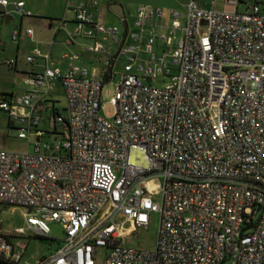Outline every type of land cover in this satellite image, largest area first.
I'll return each instance as SVG.
<instances>
[{
    "label": "built area",
    "instance_id": "2783aa9c",
    "mask_svg": "<svg viewBox=\"0 0 264 264\" xmlns=\"http://www.w3.org/2000/svg\"><path fill=\"white\" fill-rule=\"evenodd\" d=\"M224 1L235 9L188 0L169 24L160 8L136 9L117 50L125 62L111 119L102 89L118 29L96 21V2L76 8L65 43L93 40L85 51L105 54L104 67L46 68L26 77L21 96L0 98L18 139L36 140L32 152L0 149V204L26 209L32 235L49 237V219L65 236L55 254L27 263L25 248L0 234V264H96L100 248L102 264H264V0ZM9 6L0 0L1 12ZM11 6L31 16L23 2ZM55 81L63 116L48 96ZM152 214L155 249L122 245Z\"/></svg>",
    "mask_w": 264,
    "mask_h": 264
},
{
    "label": "rangeland",
    "instance_id": "374dc122",
    "mask_svg": "<svg viewBox=\"0 0 264 264\" xmlns=\"http://www.w3.org/2000/svg\"><path fill=\"white\" fill-rule=\"evenodd\" d=\"M97 2L99 4V10L104 11V17L101 18V23L104 26L118 29V41L121 44L126 28L116 15L110 13L107 9L109 1L101 0H75L76 3L81 2L88 4V2ZM121 2L124 8L125 19L128 25V31L134 30V21L136 16V9L140 6H150L152 8H160L162 10H178L181 14L185 12V5L188 0H112L110 2ZM64 2V1H63ZM60 0H27L26 11H29L32 17H20L19 15L11 12L12 6L10 5L6 10L8 16L12 18L9 24L0 21V30L2 34V43L0 47V97L2 96H21L27 91L28 86L25 84L24 75L21 72H28L31 70L32 65L26 62L27 56H31L29 51L31 43L37 40V37L46 35L50 41L52 34H56L55 42L59 47H63V43L68 38L66 37L67 31L71 34L75 28L73 22L74 12L67 9V6ZM222 0H217L215 8L216 10H223ZM28 6L40 7L42 6L47 12H53L54 17H43L36 9H30ZM211 7V6H210ZM243 7H239V11H242ZM62 20L66 21V27L62 28L60 25ZM21 23V38L20 42H14L11 40V28L13 24L18 27ZM165 23V22H164ZM166 24V23H165ZM51 25V29H49ZM27 29L33 31L32 38H25V32ZM58 31L60 33H58ZM19 45V50L17 46ZM116 49L117 45L113 46ZM11 62L16 65V70L10 69L7 63ZM125 58L120 56L115 65L112 68V77L109 81H104L102 89V104L103 111L102 116L108 119L113 117V107L110 104V100L114 95L115 86L119 82L120 73L123 70ZM68 65L63 67L67 68ZM76 67H86L99 70L98 65H74ZM63 68V69H65ZM16 71L19 73H16ZM20 75V76H19ZM167 82L166 80L159 79L156 86H163ZM49 97L56 103V108L62 114H65L64 109L66 107V99L64 89L59 81H55L48 89ZM61 125H57L59 127ZM40 130L49 131L48 126L45 123H40ZM28 135L27 132H25ZM53 136H44L41 139V143L52 142ZM36 140L34 137H28L27 139H18V131L14 129L9 122L8 115L0 111V149L7 151L25 153L32 152ZM28 211L20 207H7L0 206V234L5 236L11 243L16 246L24 247L23 261L27 263H34L43 257H50L55 254L56 250L60 247L62 240L65 236V228L57 222L46 219L48 227L50 229L49 239H43L35 235L30 234L26 223V215ZM159 224V215L152 214L150 217V223L147 228L140 229L133 233L129 238L123 241L124 246H128L134 249L154 250L157 241V232ZM23 230V237L17 236L16 232ZM52 239L53 241H50ZM106 253L105 248L98 250V259L96 264H102Z\"/></svg>",
    "mask_w": 264,
    "mask_h": 264
},
{
    "label": "crops",
    "instance_id": "0c3cea01",
    "mask_svg": "<svg viewBox=\"0 0 264 264\" xmlns=\"http://www.w3.org/2000/svg\"><path fill=\"white\" fill-rule=\"evenodd\" d=\"M10 5L14 4V3H18V2H23L24 3V12H29L26 11V1L27 0H6ZM47 2L49 0H46ZM57 1V0H56ZM61 2H63L65 4V6H67L68 10H71L72 12H74V18H75V10L76 8L80 5H89L91 2H88V4H84L81 2L76 3L75 0H60ZM101 1H109L107 4V9L110 13L116 15L119 19H121V22L123 23V25L126 28V32H131L128 31V25H126V19H125V14H124V8H123V4L119 1L117 2H110L112 0H101ZM93 2V1H92ZM197 2L199 3L200 7L202 8H206V9H215L213 7H215L217 0H197ZM222 5H223V10H234L235 7L231 4H226L224 0H222ZM91 6V5H89ZM147 6V5H144ZM211 6V7H210ZM28 8L30 9H36L37 11H39L40 15L43 17H54V13L53 12H47V10H45L42 6L40 7H31L28 6ZM239 10V8H238ZM90 11L93 15V17L96 19V21L101 22V18L104 17V11L102 9L99 10V4L96 2L95 6H91L90 7ZM164 11V22L166 24L171 23V18H170V14L169 12L172 11V9H168V10H163ZM178 11V10H176ZM1 12V10H0ZM179 12V11H178ZM30 13V12H29ZM180 13V12H179ZM181 14V13H180ZM182 16L184 14H181ZM32 17V15L30 16ZM73 18V19H74ZM181 20H183L181 18ZM0 21L5 22V24H9L12 21V18L5 17V16H1L0 15ZM6 21H8V23H6ZM66 21L67 20H62L61 23V27L62 28H67L66 27ZM74 24V20L72 22ZM75 26V24H74ZM20 28V32H21V23L18 26ZM13 24V27L11 28V31L14 28H18ZM49 29H51V25H49ZM11 33V32H10ZM58 33H60L58 31ZM22 32L20 34V38H21ZM69 31H67L66 33V37L69 38ZM25 38L27 39L28 37L26 35H24ZM2 34H1V30H0V38L2 41ZM19 38V40H20ZM55 38H56V34L53 35L52 34V38L51 41L49 39L48 36L46 35H42V37H37V40L32 41V45L29 49V51H31L32 55L31 56H27V57H32L33 61L32 62H27L29 64L32 65L31 70H29L28 72H21L23 73L22 75H24V81L26 80V77L29 74H36V73H41L43 72L46 68H58L62 71H66L68 69H70L71 67H76L74 65H98L99 70L101 68L104 67V65L106 64V59L107 56L105 54H99V55H91L89 53H87L85 51L86 47H89L93 44V40L90 39H84V38H80V37H76L73 39V41L70 44H66L65 42L67 41V39L65 40V42L63 43V47H59L58 43L55 42ZM16 41L17 43H19L20 41ZM4 44L1 42L0 47H2ZM114 45H117L116 49H114ZM120 46V43H115L111 46V54H110V59H109V67H110V71L112 72V68L113 65H115L117 59L122 56V55H118L117 50ZM17 49L19 50V45L17 46ZM69 57H75V59L73 60H69ZM64 65H68L67 68L63 67ZM65 68V69H63ZM10 69H14L16 70V65H13V68ZM90 70H93V68H88ZM97 70V69H95ZM16 73H18L16 71ZM19 74V73H18ZM20 76V75H19ZM26 84V83H25ZM27 91L29 90V85ZM26 92V91H25ZM48 96H49V92H48ZM51 100L52 98L49 97ZM54 101V100H52ZM55 102V101H54ZM57 103V102H55Z\"/></svg>",
    "mask_w": 264,
    "mask_h": 264
},
{
    "label": "trees",
    "instance_id": "16d2710c",
    "mask_svg": "<svg viewBox=\"0 0 264 264\" xmlns=\"http://www.w3.org/2000/svg\"><path fill=\"white\" fill-rule=\"evenodd\" d=\"M0 15L1 16H5V17H8V14H5L4 12H0ZM126 25H127V22H126ZM10 68V67H9ZM104 83V82H103ZM10 96V95H9ZM2 97H7V96H2ZM56 111H58V112H60L59 111V109L58 108H56L55 109V112ZM61 113V112H60ZM62 114V113H61ZM62 116H63V114H62ZM0 206H6V205H3V204H0ZM7 207H10V206H7ZM24 235V234H23ZM23 235H20V237H23ZM36 236V235H35ZM37 237H40V236H37ZM41 238H43V239H49V237H41ZM50 241H53L52 239H50Z\"/></svg>",
    "mask_w": 264,
    "mask_h": 264
},
{
    "label": "water",
    "instance_id": "95a60500",
    "mask_svg": "<svg viewBox=\"0 0 264 264\" xmlns=\"http://www.w3.org/2000/svg\"><path fill=\"white\" fill-rule=\"evenodd\" d=\"M6 23H8V21H6ZM1 98V97H0Z\"/></svg>",
    "mask_w": 264,
    "mask_h": 264
}]
</instances>
